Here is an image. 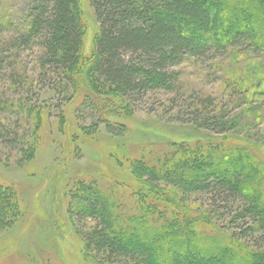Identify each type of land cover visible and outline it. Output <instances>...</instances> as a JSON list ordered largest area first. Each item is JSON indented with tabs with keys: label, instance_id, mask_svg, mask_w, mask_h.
I'll return each mask as SVG.
<instances>
[{
	"label": "trees",
	"instance_id": "trees-1",
	"mask_svg": "<svg viewBox=\"0 0 264 264\" xmlns=\"http://www.w3.org/2000/svg\"><path fill=\"white\" fill-rule=\"evenodd\" d=\"M88 5L96 20L89 55L79 0H29L13 19L0 6V36L20 19L17 42L42 51L41 68L66 82L63 92L82 86L108 109L123 103L127 108L151 91H172L179 77L174 68L188 58L206 60L244 45L264 53V0H88ZM85 73L90 77L84 82ZM197 108L206 128L217 134L233 130L234 122L213 107ZM23 151L31 160L36 149L29 141ZM218 151L193 141L156 166L133 163L123 177L137 212L128 218L117 216L119 207L99 188L83 186L78 215L99 221L85 234V248L108 262L264 264V247L256 243L257 236L264 240L259 170L248 155L219 159ZM196 194L210 197L206 210L193 209L189 198ZM213 207L229 216L228 225L215 224ZM21 217L18 194L0 186V227H12Z\"/></svg>",
	"mask_w": 264,
	"mask_h": 264
},
{
	"label": "rangeland",
	"instance_id": "rangeland-1",
	"mask_svg": "<svg viewBox=\"0 0 264 264\" xmlns=\"http://www.w3.org/2000/svg\"><path fill=\"white\" fill-rule=\"evenodd\" d=\"M28 1L0 0V6L11 19L19 18L17 10ZM79 1L89 55L96 20L88 0ZM19 24L17 19L0 36V186L18 194L22 217L12 227H0V264H135L103 261L85 248V234L99 221L78 215L81 190L99 188L119 207L117 216L131 217L137 212L126 170L138 161L156 166L183 143L216 146L219 159L250 156L264 194V53L244 45L206 60L188 58L174 68L179 77L172 91H151L112 110L82 86L63 92L66 82L41 68L42 51L17 42ZM197 107H213L234 122L233 130L217 134L206 128L197 120ZM29 141L36 149L31 160L23 151ZM189 200L194 210L211 205L203 194ZM213 209L215 224L228 225L229 216Z\"/></svg>",
	"mask_w": 264,
	"mask_h": 264
}]
</instances>
